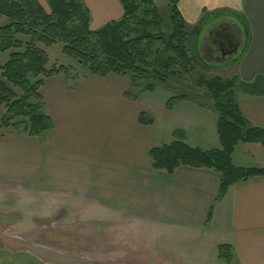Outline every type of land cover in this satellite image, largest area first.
Listing matches in <instances>:
<instances>
[{
  "label": "crops",
  "instance_id": "1",
  "mask_svg": "<svg viewBox=\"0 0 264 264\" xmlns=\"http://www.w3.org/2000/svg\"><path fill=\"white\" fill-rule=\"evenodd\" d=\"M83 2L91 30L123 16L119 0ZM176 9L189 26L227 14L242 36L248 29L236 65L235 96L247 123L264 129V95L241 87L256 76L264 78V0H177ZM4 23L0 17V26ZM16 39L29 41L23 35ZM242 42L241 38L240 48ZM42 49L50 65L79 73L60 43ZM12 51H0V66ZM54 56L59 61H52ZM78 76L74 88L62 73L44 78L39 93L51 127L41 136L0 129V198L17 195L26 209L41 217L44 203L53 211L70 202L95 215L115 214L153 227L159 234L148 240L146 258L133 259L132 264H229L218 257L222 244L232 248L231 264H264V176L230 185L215 201L219 173L189 166L167 173L153 168L149 157L151 149L174 140L203 150L219 149L214 107L188 98L167 108L168 98H156L153 91L125 96L131 89L125 75L97 77L86 71ZM3 113L0 106V119ZM141 113L152 121L141 123ZM238 145L231 155L235 166L264 167L260 144H242L236 163ZM153 249L162 252L154 255ZM142 256L131 253V258Z\"/></svg>",
  "mask_w": 264,
  "mask_h": 264
},
{
  "label": "trees",
  "instance_id": "2",
  "mask_svg": "<svg viewBox=\"0 0 264 264\" xmlns=\"http://www.w3.org/2000/svg\"><path fill=\"white\" fill-rule=\"evenodd\" d=\"M44 1L49 13L37 0H0V17L5 19L0 26V51L14 49L0 66V106L4 110L0 129L12 128L20 134L41 136L51 127L39 93L44 78L62 73L70 88L76 85L79 76L68 66L50 65L46 52L39 45L46 48L60 43L63 54L91 75L127 76L131 89L125 96L132 98L139 92L152 91L154 81L180 78L194 60L188 53L186 41L195 47L201 21L187 25L176 9L177 0H166L170 22L167 37L149 31L161 25L158 8L151 0H119L123 7L122 18L96 30L89 28L90 13L83 0ZM204 15L206 12L203 11ZM17 35L26 36L29 41L21 43L16 39ZM198 56L201 59L199 53ZM234 81L235 78L224 81L219 77L198 79L217 113L219 149L203 150L174 140L149 151L153 168L167 173L180 166L207 168L219 173L220 185L215 201L224 196L230 185L253 176H264V167H237L232 163L231 155L239 143H258L264 148V129L251 127L238 109ZM241 87L250 94L264 95V78L256 76ZM181 99L187 97L170 96L166 107L171 108ZM140 121L150 123L152 120L141 113ZM210 214L211 210L207 221ZM217 249L220 259L233 263L230 245H218Z\"/></svg>",
  "mask_w": 264,
  "mask_h": 264
},
{
  "label": "rangeland",
  "instance_id": "3",
  "mask_svg": "<svg viewBox=\"0 0 264 264\" xmlns=\"http://www.w3.org/2000/svg\"><path fill=\"white\" fill-rule=\"evenodd\" d=\"M37 1L47 13L50 12L44 0ZM152 1L158 7L161 25L149 31L154 35L167 37L170 34V22L168 10L163 4L165 1ZM229 18L232 17L227 14L218 15L206 24H200L195 47L192 48L191 42L186 41L188 53L194 57L190 67L180 78L170 77L164 82L154 81L152 85L154 97L165 101L170 95H184L187 99L213 106L206 88L198 84V79L219 77L224 81L234 78L237 60L245 46L248 29H243L246 35L242 36V47L232 59L224 62L215 63L208 59H199L197 45L206 29L218 21ZM239 21V19L236 21L238 25ZM51 60L59 61L58 56L51 57ZM75 69L79 73L86 72L79 66ZM6 85L19 94L18 90ZM242 144L239 143L235 150L236 163L237 155L241 156L242 153ZM257 158L262 157L257 154ZM24 204L26 205L25 201L19 199L17 195H5L0 198V264H132L135 262L133 259L146 258L147 247L150 244L148 240L154 239V234H159L153 227L123 216L95 215L78 203L65 202L53 211L44 203L46 209H43V217L32 214L34 209L30 211ZM133 251L137 256L143 255L142 258H131ZM160 252L162 251L153 249L151 253L158 255Z\"/></svg>",
  "mask_w": 264,
  "mask_h": 264
},
{
  "label": "flooded vegetation",
  "instance_id": "4",
  "mask_svg": "<svg viewBox=\"0 0 264 264\" xmlns=\"http://www.w3.org/2000/svg\"><path fill=\"white\" fill-rule=\"evenodd\" d=\"M227 20L218 21L200 36L197 49L201 59L202 57L211 61L222 59V51L229 50L228 43L233 42L229 28L233 26L237 29L238 27L233 21ZM239 37L241 40L242 34Z\"/></svg>",
  "mask_w": 264,
  "mask_h": 264
},
{
  "label": "water",
  "instance_id": "5",
  "mask_svg": "<svg viewBox=\"0 0 264 264\" xmlns=\"http://www.w3.org/2000/svg\"><path fill=\"white\" fill-rule=\"evenodd\" d=\"M229 34H231V37L233 39V42L232 43H228V46H229V50L227 51H222L221 53V56H222V59H218V60H215L214 62L215 63H220V62H224V61H227V60H230L231 57L237 52V50L240 48L241 46V40H240V35H241V30L239 28H235L233 26H231L229 28ZM202 59H205L204 57H202ZM208 61H211V60H208Z\"/></svg>",
  "mask_w": 264,
  "mask_h": 264
}]
</instances>
